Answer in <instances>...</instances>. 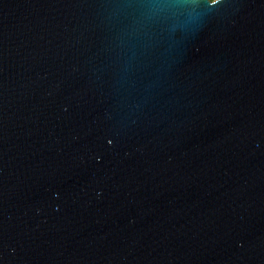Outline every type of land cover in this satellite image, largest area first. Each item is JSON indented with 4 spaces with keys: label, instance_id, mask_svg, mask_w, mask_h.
<instances>
[{
    "label": "water",
    "instance_id": "1",
    "mask_svg": "<svg viewBox=\"0 0 264 264\" xmlns=\"http://www.w3.org/2000/svg\"><path fill=\"white\" fill-rule=\"evenodd\" d=\"M0 264H264V0H0Z\"/></svg>",
    "mask_w": 264,
    "mask_h": 264
},
{
    "label": "trees",
    "instance_id": "2",
    "mask_svg": "<svg viewBox=\"0 0 264 264\" xmlns=\"http://www.w3.org/2000/svg\"><path fill=\"white\" fill-rule=\"evenodd\" d=\"M211 1H213V0H211Z\"/></svg>",
    "mask_w": 264,
    "mask_h": 264
}]
</instances>
